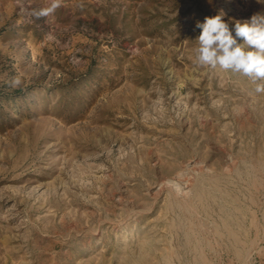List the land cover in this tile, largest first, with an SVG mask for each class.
Returning a JSON list of instances; mask_svg holds the SVG:
<instances>
[{
	"label": "rangeland",
	"instance_id": "374dc122",
	"mask_svg": "<svg viewBox=\"0 0 264 264\" xmlns=\"http://www.w3.org/2000/svg\"><path fill=\"white\" fill-rule=\"evenodd\" d=\"M220 10L264 2L0 0V264H264V92L195 63Z\"/></svg>",
	"mask_w": 264,
	"mask_h": 264
},
{
	"label": "clouds",
	"instance_id": "9594fccd",
	"mask_svg": "<svg viewBox=\"0 0 264 264\" xmlns=\"http://www.w3.org/2000/svg\"><path fill=\"white\" fill-rule=\"evenodd\" d=\"M225 16L220 10L215 16L197 22L201 31L195 39L198 43L195 63L243 74L256 84L257 93L264 92V83H258L264 81V13L235 21L232 27ZM18 83L19 80L14 81Z\"/></svg>",
	"mask_w": 264,
	"mask_h": 264
}]
</instances>
